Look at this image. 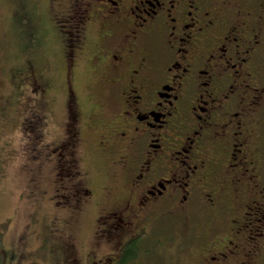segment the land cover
I'll use <instances>...</instances> for the list:
<instances>
[{
  "label": "flooded vegetation",
  "instance_id": "obj_1",
  "mask_svg": "<svg viewBox=\"0 0 264 264\" xmlns=\"http://www.w3.org/2000/svg\"><path fill=\"white\" fill-rule=\"evenodd\" d=\"M47 5L31 45L47 36L57 46L59 120L55 79L33 47L16 71L32 100L19 125L36 158L56 155L53 208L92 211L88 241L54 235L49 264H147L138 258L150 228L174 213L186 223L179 252L185 233L196 247L192 264H264V0ZM195 202L199 231L185 219ZM37 253L4 248L0 264H43Z\"/></svg>",
  "mask_w": 264,
  "mask_h": 264
},
{
  "label": "rangeland",
  "instance_id": "obj_2",
  "mask_svg": "<svg viewBox=\"0 0 264 264\" xmlns=\"http://www.w3.org/2000/svg\"><path fill=\"white\" fill-rule=\"evenodd\" d=\"M47 2L48 0H0V258L4 248L17 247L18 244L21 247L30 245L38 251L35 258L43 264L53 262L49 239L55 235L51 243L55 244L56 241L64 245L69 240L66 233L72 231L76 239L84 243L90 236L92 218L91 210L69 215V212L53 208L51 194L57 193L55 188L60 182L57 170L52 168L56 155H48L49 159L43 161L36 158L31 147L32 138L19 125L20 120L29 114L32 100L27 88L19 87L17 78L12 77V71L34 54L33 47L40 54V68L44 74L55 79L49 102L50 107L56 111L52 117L53 125L59 120L64 84L63 72L57 61V46L47 36L43 37L41 47L31 45V36L42 26L47 13ZM20 3H23L33 20L34 25L29 32L24 22L16 16V8ZM85 96L86 93L84 98ZM82 156L86 162V150ZM34 187L39 194L36 201L34 195L31 198ZM200 206L201 202H195L192 211L185 218L189 223L193 222L192 228L195 227L197 231L204 225ZM53 221V237L42 236ZM184 221L176 213L159 218L150 228L148 240L146 239L151 247L149 254L144 256L140 253L143 258L138 260L147 264H192L190 252L196 247L190 245L186 233L178 237L182 242V253L175 242L176 234L186 226ZM179 257L183 259L179 260Z\"/></svg>",
  "mask_w": 264,
  "mask_h": 264
},
{
  "label": "trees",
  "instance_id": "obj_3",
  "mask_svg": "<svg viewBox=\"0 0 264 264\" xmlns=\"http://www.w3.org/2000/svg\"><path fill=\"white\" fill-rule=\"evenodd\" d=\"M16 13H17V18L21 21L24 22V25H25V28H27V31L29 32L30 31V28H32V26L34 25L33 24V20H32V17L31 15L27 14V11L26 9L24 8V5L23 3H20V5L18 6V8H16ZM30 34L32 35V32H30ZM16 71H17V68L16 70L14 69L12 71V77L16 78Z\"/></svg>",
  "mask_w": 264,
  "mask_h": 264
}]
</instances>
